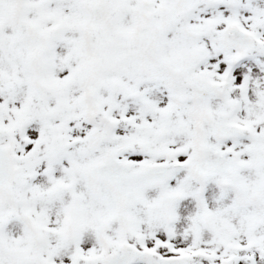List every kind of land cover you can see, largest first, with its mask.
<instances>
[{
  "label": "snow or ice",
  "instance_id": "1",
  "mask_svg": "<svg viewBox=\"0 0 264 264\" xmlns=\"http://www.w3.org/2000/svg\"><path fill=\"white\" fill-rule=\"evenodd\" d=\"M0 264H264V0H0Z\"/></svg>",
  "mask_w": 264,
  "mask_h": 264
}]
</instances>
